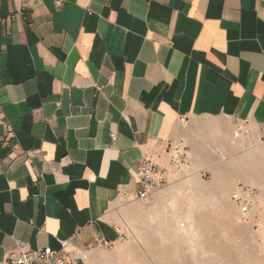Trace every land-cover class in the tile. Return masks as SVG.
Listing matches in <instances>:
<instances>
[{
    "label": "crops",
    "instance_id": "crops-1",
    "mask_svg": "<svg viewBox=\"0 0 264 264\" xmlns=\"http://www.w3.org/2000/svg\"><path fill=\"white\" fill-rule=\"evenodd\" d=\"M230 126L264 128V0H0V264H92L142 159Z\"/></svg>",
    "mask_w": 264,
    "mask_h": 264
},
{
    "label": "rangeland",
    "instance_id": "rangeland-1",
    "mask_svg": "<svg viewBox=\"0 0 264 264\" xmlns=\"http://www.w3.org/2000/svg\"><path fill=\"white\" fill-rule=\"evenodd\" d=\"M226 133L175 148L162 189L129 209L122 239L90 262L264 264V128Z\"/></svg>",
    "mask_w": 264,
    "mask_h": 264
},
{
    "label": "built area",
    "instance_id": "built-area-1",
    "mask_svg": "<svg viewBox=\"0 0 264 264\" xmlns=\"http://www.w3.org/2000/svg\"><path fill=\"white\" fill-rule=\"evenodd\" d=\"M59 1H56L58 4ZM237 138V135H235ZM115 139V137H114ZM167 169L159 165L152 155H146L137 167L138 191L136 198L141 202H148L158 190L165 184ZM233 199L238 201V194L233 195ZM251 206V202L244 201L241 208L242 213L246 214ZM97 246L102 248L111 247V243L104 238L97 241ZM71 241H62L59 249L51 247L31 249L27 245L18 244L16 248L10 251L3 264H73L70 257ZM82 259H86L82 256Z\"/></svg>",
    "mask_w": 264,
    "mask_h": 264
},
{
    "label": "bare ground",
    "instance_id": "bare-ground-1",
    "mask_svg": "<svg viewBox=\"0 0 264 264\" xmlns=\"http://www.w3.org/2000/svg\"><path fill=\"white\" fill-rule=\"evenodd\" d=\"M157 159L155 158V161H156ZM157 162V161H156ZM165 168H167L166 166H165ZM168 170V169H167ZM167 173H168V171H167ZM167 173H166V177H167ZM159 191V190H158Z\"/></svg>",
    "mask_w": 264,
    "mask_h": 264
}]
</instances>
